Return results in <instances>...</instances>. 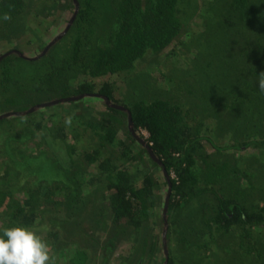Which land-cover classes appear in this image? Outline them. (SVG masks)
Masks as SVG:
<instances>
[{
	"label": "trees",
	"instance_id": "obj_1",
	"mask_svg": "<svg viewBox=\"0 0 264 264\" xmlns=\"http://www.w3.org/2000/svg\"><path fill=\"white\" fill-rule=\"evenodd\" d=\"M76 1L78 14L66 35L71 57L41 80L39 91L45 83L46 91H58L61 98L91 94L93 84L73 88L68 84V75L83 71L90 78H100L129 72L147 52L159 54L182 37L183 25L178 17L181 0H111V27L102 36L103 42L95 35L96 6H89L92 0ZM30 2L34 0H0L1 38L7 39L16 30ZM203 7L207 23L204 33L197 36L205 49L202 55L198 51V57L206 60L195 65L199 71L192 74L196 72L204 88L208 84L219 87L218 79L232 81L226 84V95L233 104L226 106L229 113L223 115V129L227 126L232 132L233 143L217 144L209 136L205 118L195 117L192 105L184 108L179 101L165 98L141 97L123 105V110L106 106L97 118H73L68 126L57 127L59 144L66 143V149L56 156L59 165L54 162L60 169L59 176L73 187L28 176L17 179L29 183L30 188H0V236L5 227L36 231L45 218L50 233L47 229H43L45 235L36 232L48 244L55 264H66L72 258L65 256L70 253L67 250L74 247L68 244L64 231L73 232L72 226L80 224L74 219L81 218L84 204L77 192L81 179L88 174L87 185L102 186L105 204L101 217L92 222V233L102 230L106 234L102 240L97 238L96 246L100 244L103 258L100 264H108L122 242L129 246L117 259L121 264H206L210 259L216 260L215 264H226L235 227L242 232L239 250L255 264H264V93L256 85L257 74L264 71V0H207ZM6 14L9 20L3 19ZM23 55L9 52L0 57V110L15 107V114L20 115L10 117L17 121H25L24 114L29 111L18 106L11 90L19 86L12 73L25 63ZM112 91V86L103 84L97 95L116 103ZM10 117L0 120V130L12 135ZM67 128L70 131L65 133ZM131 130L147 134L146 146L134 138ZM86 138L94 146L76 162L73 155L77 143ZM6 140L16 142L12 136ZM250 148L261 151L258 159L248 163L237 157L238 152ZM148 149L159 163L149 156ZM145 161L160 169L162 185L167 189L163 171L169 178L171 193L164 216L160 206L164 199L156 194L160 184L152 172L142 169ZM73 167L75 172H71ZM92 167L95 175L87 172ZM85 230L90 232L89 228ZM162 232L166 233L164 242ZM82 234L87 236L85 242H96L90 233ZM76 249L89 258V250L77 246L71 250L74 256Z\"/></svg>",
	"mask_w": 264,
	"mask_h": 264
},
{
	"label": "rangeland",
	"instance_id": "obj_2",
	"mask_svg": "<svg viewBox=\"0 0 264 264\" xmlns=\"http://www.w3.org/2000/svg\"><path fill=\"white\" fill-rule=\"evenodd\" d=\"M110 2L111 0H92L89 3V6L95 5L97 8L96 11L94 9L93 14L97 17L98 30L95 35L99 42L105 40L102 36L104 37L106 30L111 27L112 18L108 20L110 17L109 12L112 11ZM206 2L207 0H181L178 17L183 25V31L180 40L159 54L147 52L135 63L133 70L100 78H90L83 71L68 75V84L70 83L69 85L73 88L82 83H90L94 86L93 93L90 96H83L73 101H63L66 98H61L58 91H46L45 83L40 91L37 88L41 86V80L43 81L46 75L59 69L63 62L71 57V49L66 35L76 19L80 6L76 0H34L33 3L30 2L25 13L20 17L16 30L12 31L7 39L0 37V57L9 52L24 54L25 63L22 62L20 68L19 66L16 67L12 73L19 86L11 90L18 99V106L29 110L24 114L26 116L25 121H17L14 117H10L9 127L13 129L15 134L11 135V133L0 130V188L6 190L9 187L15 190L24 186L30 188L32 186L29 183L24 184V182H19V179H17V177L26 178L28 176L57 180L55 182L58 184L61 181L68 187L70 185L73 187L68 180L64 179L63 181V178L59 176L60 169L56 165L58 164L56 163V156L62 154L66 149V143H63L64 145L59 144L57 127L63 124L68 126L69 124L66 123L68 117H71V119H78L79 116H82L81 119L97 118L99 113L104 112L107 106L105 100L94 96L97 95L103 84H108L113 88L112 95L116 103L113 101L110 104L121 108L123 105H128L141 97L146 100L165 98L179 101L184 108L192 105L191 109L195 111V117L200 118L201 115L202 118H205L203 121L206 122L209 128L210 138L217 144L231 145L234 137L226 125V129H223L224 124H226L223 115L229 113L226 106L229 108L233 104V101L228 99L229 96L226 95V84L232 81H229V78L218 79L219 87L212 88L208 84L204 88L205 83L203 86L200 85L202 79L196 78V72L192 74L195 65H201L206 60L198 57V51H200L199 55H202L205 48L197 36L199 34L201 36L205 31L207 18L204 14L206 7H203V5L205 6ZM74 15L75 17L72 20ZM85 32L84 29L83 33L85 34ZM98 36L101 39H98ZM208 40L211 42L210 38ZM32 63L35 64L30 65ZM216 74L220 75L221 73L218 71ZM22 90L24 95L20 94V92H23ZM31 91H33L32 94ZM195 94H197L196 98L194 97ZM60 100L62 101L60 102ZM189 102H192V104L188 105ZM14 109L15 107H8V110L3 111L4 108H2V115L15 113ZM37 125L40 126L39 129L36 128ZM69 131L67 128L65 133ZM135 135L145 143L144 140L147 138L145 132H140V134L136 132ZM10 136L16 142L10 143V140H6ZM69 143H72V140ZM93 146L94 142L88 138L81 143H77V150L73 155L75 161L78 162L77 159L85 151L92 149ZM259 152L261 151L250 148L245 152H238L240 156H236L238 158L243 157L248 163H252L255 159H258ZM230 153L232 154L231 151ZM26 154L27 156H25ZM27 157L30 163L27 162ZM144 165L142 169L152 172L160 184L156 194L165 199L167 188L162 185V172L160 169L151 166L150 161H145ZM241 168H244L243 165ZM75 169L74 167L71 168V172H75ZM87 172L90 175H95L96 169L92 167L87 169ZM88 177L87 174L85 179H81L82 182L79 183L81 189L77 192V195H82L81 200L84 204L81 207V218L74 219L76 222L79 221L80 224L72 226L73 232L67 234L64 231V236L66 238L68 236V244H72L71 247H74L67 250L70 253L65 256L72 258L68 259L66 264H100L103 259L100 255V244L96 246V243H98L97 238L102 240L106 234L101 232L102 230H99L101 233H92L95 228L94 223H92L93 218H100V214L105 207L103 194L100 191L102 186L100 184L98 186H88ZM241 184L244 186L245 183L242 182ZM71 186L70 188H72ZM160 206H163V204ZM158 212L161 213L159 210ZM42 220V224L36 228V231L45 235L44 230L49 231V227L46 228L48 221L45 218ZM87 228L90 229V232L85 230ZM57 231L61 232L60 229ZM240 231L239 227L234 228V236L232 235V241L229 245L230 253L227 255L228 263L226 264H255L253 258L251 260L249 255L242 253L243 250H239V238H241L240 234L242 233ZM83 232L90 233V236L96 238V242H85L87 236L82 234ZM159 232L157 230L158 236L161 235V232L160 234ZM163 234L162 232V238ZM76 246L89 250V258L86 257L85 253L78 252L77 249V255L74 256L75 251L71 252V250H75ZM128 246V242L119 243V250L110 258L108 264H121L117 259ZM231 250L240 253L242 257L234 256V252ZM213 252H216V249H213ZM161 259L162 256L158 255L157 260L161 261ZM215 263L216 260L212 262V259L206 262V264Z\"/></svg>",
	"mask_w": 264,
	"mask_h": 264
},
{
	"label": "clouds",
	"instance_id": "obj_3",
	"mask_svg": "<svg viewBox=\"0 0 264 264\" xmlns=\"http://www.w3.org/2000/svg\"><path fill=\"white\" fill-rule=\"evenodd\" d=\"M9 20L7 14L3 17ZM256 85L264 93V71L257 74ZM71 123V117L66 119ZM0 264H55L46 241L27 227L4 228L0 236Z\"/></svg>",
	"mask_w": 264,
	"mask_h": 264
},
{
	"label": "water",
	"instance_id": "obj_4",
	"mask_svg": "<svg viewBox=\"0 0 264 264\" xmlns=\"http://www.w3.org/2000/svg\"><path fill=\"white\" fill-rule=\"evenodd\" d=\"M74 17H75V15L73 16L72 20L74 19ZM72 20H71V21H72ZM53 42H54V41H53ZM43 53H44V52H43ZM90 95H91V94H86V95H81V96L76 97V98H66V99H64L63 101H73V100L80 99V98H82L83 96H90ZM94 96L100 97L99 95H94ZM101 98H102V97H101ZM103 99L105 100L107 106H110V107H112V108H117V109L123 110V108H121V107H118V106H115V105L110 104V101H109L108 99H106V98H104V97H103ZM61 101H62V100H60V102H61ZM55 103H58V102H55ZM14 114H15V113H7V114H4V115H1V116H0V120L3 119V118H5V117H10V116H12V115H14ZM15 115H20V113H16ZM131 125H132V122H131V117H130V115H129V116H128V127L131 128ZM131 134L134 135V138H136V140H137L141 145L146 146L145 143H144L143 141H141L140 138H139L138 136H136L132 130H131ZM148 154H149V156H150L155 162L159 163L158 160L155 158L154 154L152 153V151H151L150 149H148ZM163 176H164L165 180H166L167 183H168V189H167V193H166V196H165V199H164L163 212H162V213H163V216H164L165 213H166L167 204H168L169 196H170V193H171V184H170L169 178H168V176H167V174H166L165 171H163ZM165 234H166V233L163 234V238H162V239H163V242H164V239H165ZM163 245H164V243H163ZM164 246H165V245H164Z\"/></svg>",
	"mask_w": 264,
	"mask_h": 264
}]
</instances>
